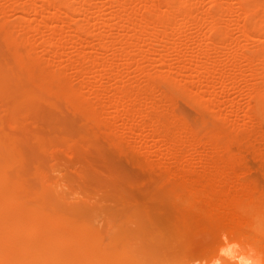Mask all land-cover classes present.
I'll return each mask as SVG.
<instances>
[{"label":"rangeland","instance_id":"rangeland-1","mask_svg":"<svg viewBox=\"0 0 264 264\" xmlns=\"http://www.w3.org/2000/svg\"><path fill=\"white\" fill-rule=\"evenodd\" d=\"M22 1L24 2L26 0ZM152 1L158 4L161 0H156V2L154 0ZM192 1H194V4L191 5L193 13L191 15L192 17H190V23L179 30V33L176 32L172 37L173 39L178 38L176 41H182L183 44L177 48L180 53L177 49H174L176 52H173V49L171 50L169 48L168 42L156 43V46L154 45L155 47L152 45L146 48L148 50V56L149 51H152L150 56L156 60L159 58V54L163 52L162 55L164 54L163 56H166L164 57V60H166V65L164 66L166 68L164 66L161 68V65H159L160 62L158 61L155 62L153 66L147 61L144 63L139 60L137 61V59H139L138 54H140L138 49H133L135 57L137 54L135 58L137 62L134 61L132 63H126L124 60L119 59L120 57L114 56V49L112 48V50H110L111 47L96 52L100 43V39L98 38L100 33L106 35V39L113 38L114 40L116 37H119L115 39L117 41L122 40L127 34V32L120 27V23H118L119 20L117 19H114L116 22L111 20V27L110 25L106 26L101 23L102 21L99 18L101 14H104L103 16L106 18L110 17L113 11V13H115V11L121 13L120 10H115L113 8L109 9V4H107L109 2L108 0H85V5L87 6L86 11L83 10L81 15L77 14L76 18L80 19L84 24L86 23V26L89 23L90 25L87 27H91L90 30L92 33L80 34L82 35L80 36L81 38H83V36L85 37L80 41V46L74 44L73 40L76 38H73V32H71L69 28L65 29V27H68L65 26L64 30L66 32L68 31V36L62 34V37L66 36L67 38L64 37L61 39L60 42L62 45H57L58 48L56 47L55 51L57 50L61 54H56V56H48V53L41 50L43 39L45 38V40H47L46 37H48V32H46L47 29L43 27L42 30H44L45 33L42 32L37 34L38 37L35 36V42H37L35 46L37 48H35L36 51H34V49L29 50L30 48L22 42L20 45L19 43L14 45L4 42L6 31L2 27V23L4 24V22H9L8 20H13L18 13L21 12H19V10L8 9L11 2H3L2 7L5 8V11L3 14H0V72L3 77L1 81L4 84L6 94L0 93V138L7 145L14 143L15 146L13 165L10 171L12 172L14 169V173H10V177L12 178L11 180L15 191L18 193V202H20V205L18 211L15 209L13 210V221L14 224L18 223L21 225L22 237L32 241L47 239L48 237L53 238L59 247L71 254L68 255V257L73 260V264L74 262H76V264H81L83 261L89 264H133L132 262L134 261L131 260H141V264H182L186 259L200 261L210 260L217 253L219 255L216 264H221L223 252L228 248L241 245H252L259 251L264 252V120L260 117L257 118L258 120L248 118L253 113V105L255 102L253 95H251V92L248 93V91H250L251 86L256 83L257 80H254L255 78H252L250 71L248 72L246 70L248 68L243 58L244 53H254L256 48H259L260 45L263 44L260 43V45H258V43H251L249 40L247 42L246 39L242 40L240 31L237 30V25L241 26L240 22L243 23L244 21L243 16L241 15L242 17L240 18V14L236 12V9L225 13L227 15L224 14L225 17L222 18L221 25L228 28L229 39L233 38L231 40H235V42H231V40L229 42L228 40V43H231L230 45L226 42L227 44L224 47L226 48L228 46V48H226V50L225 48L221 50L223 55L220 51H215L213 49L209 51V56H205L207 59L210 61L215 60V57H217V60L220 59L216 70H212L215 74L210 71L212 77L209 73V75L205 74L206 76L203 75L197 79L196 75L199 73L197 72L199 70V65L202 59L204 60V56L201 53L204 47L203 45L202 47H197V45L192 44L190 39H205L207 36L211 35V33L207 30L209 24L206 25V23L208 22L202 20L203 23H199V27L192 23L197 21L196 17L199 15L197 12H212L215 5L211 3V0H202V2L199 0ZM229 1L222 0V6H233L235 0L234 2H232V0ZM93 3L101 5V11L99 8H96ZM132 5V8H135L134 10L139 13V16H134L133 19H140V17L147 15V9H145L142 2L136 1ZM237 5L238 4H235L234 7ZM87 10L90 12L89 15L87 14L89 13ZM92 10L94 12H92ZM224 18L225 20L223 21ZM83 19L86 20L84 21ZM136 19H134V21ZM233 21H236L237 25ZM101 24L104 27H101ZM57 25L60 26L61 24L58 22ZM101 30L103 31L100 32ZM30 34L34 35L33 32H30ZM142 36L139 37L141 38ZM68 40L73 43H69ZM40 41L42 43H40ZM140 41L141 40L138 41L139 45L142 44ZM21 45L24 48L26 47V50L23 48L25 54L28 52V63L37 58L34 62L40 65V69L43 68L46 70L47 73H54L58 77H56L57 79H55L54 82L60 80L58 82L60 86L59 84L56 85V83H53L49 88L36 87L34 88L33 94H28L24 97L22 87H27L30 83L40 82L42 77L40 74H37L39 73L38 70L40 71L38 67H35L37 70H34L36 73L35 76L24 71L25 67L14 59L16 51L18 49V51H22ZM72 45H78L81 49H87L86 52L90 51L91 54L97 55L96 57L97 59L100 58V62L101 60L106 61L108 58L109 60L113 59L112 62L115 64H112L111 74L108 73L103 76V78H105L103 80L102 78L99 79V77L91 80L95 81L96 84L102 82L101 85L104 84L112 88V85L115 84L113 77L118 76L121 80V83H119L120 86L124 85L125 88L129 86L134 88V90L139 89V91L143 92L144 94L139 96L140 99H142L139 101L141 104L138 103L140 105L144 104L142 112L147 115L145 119L146 123L158 120L160 126L164 125L165 128H168L169 134L177 132L180 123H183V129H181L184 132L186 131V134L189 133L190 135L187 134V141L185 144L177 145L175 150L184 149L188 151L186 157L189 156L190 159L188 157L189 163L187 165L190 164L192 169H194V177H197V173H202L203 167L207 165L205 159L197 160L195 157L200 154V156H202L205 153H209L213 147L218 148V158L224 160L220 161L222 166H226L225 168H227L230 174L232 173L231 175L237 174L233 184L234 190H236L240 200L241 198L253 197V199H258L256 201L260 202L259 204L255 201L256 204L252 203L248 208H244L248 210V219L246 222L235 225L229 222L227 217L218 212L213 210V212H210V210L206 209L204 207V200L193 193L195 190L192 180L188 177H184V173L183 175L181 174L182 171L180 166L178 167L179 163L177 160L172 158L171 160L170 157L164 158L165 146H155L154 140L149 136L147 128L139 129L135 127L131 130L122 131L119 128L121 121L115 120L113 128L111 127L113 130H110V126L106 122L108 126L105 125L102 118H99L101 122L99 120H92L93 117L86 115L84 111L74 108L72 103L79 101V99L77 97L73 98V100L72 98L69 99L64 96L63 92L71 87L78 88L80 87L79 84L83 82L80 77H77L76 68L56 66L60 65L58 56H62V58L68 56H70V58L73 56L74 58L77 56L74 50L75 48ZM82 45L84 47H82ZM233 48H235V51H233ZM126 49H128V47ZM128 50L132 49L129 48ZM225 51H229V53H225ZM99 52H101V54ZM176 53L178 55L180 54L181 57L180 55H176ZM224 54L227 55L224 56ZM31 55L33 59H30ZM47 56L49 62L51 60L48 64L45 63L48 62L46 60ZM190 56H192V62H190ZM199 56L201 57L200 60ZM232 56H234L233 58L235 59H232ZM158 60L161 61L160 59ZM197 60L200 62H197ZM233 60L236 62L233 63ZM194 61L196 63H194ZM34 62H30V65L33 64V67L37 66L36 64L34 65ZM188 62H190V66H188ZM149 64L152 67H149ZM181 64L182 66H180ZM140 65H147V68H149L148 70H151L154 75H159V77L152 76V80L143 77L140 73ZM87 67H89L90 70L92 64ZM96 67L97 69L101 68L100 66ZM170 67L173 70H171ZM256 67L259 68V64ZM230 68H232V70H230ZM219 69L221 71H219ZM174 70L176 72H174ZM181 70L185 71V73ZM194 70L196 73H194ZM158 71L160 74H163V72L167 73L168 71L171 72L172 75L174 73V78L179 82V85H177L178 87H171L166 80L162 77L160 78ZM219 72L221 74H219ZM243 73L245 75H242ZM182 75L184 78H182ZM86 76H89V74H86ZM188 76H192V78ZM111 77L113 80L110 79ZM38 79H40V81ZM61 83L64 86L66 85V89L62 87L63 85H61ZM70 84H72L71 87L69 86ZM150 86H152V89L149 88ZM183 86L187 88L189 92L186 91L184 93L181 90ZM129 89L132 90L131 88ZM15 92L17 97L15 96ZM206 93L210 95H206ZM198 95L200 99H198ZM209 96H213L212 98L215 101ZM215 96L217 97L215 98ZM139 97L136 100H139ZM196 97L199 102H194L193 99H196ZM153 98L154 100L152 101ZM84 102L86 103V101ZM143 102H148V104L152 102L151 105H156V108L158 107V109H160H156L153 105L149 109L150 106ZM138 103L136 105H138ZM176 103L177 105H174ZM230 103H232L233 106L235 105V107H229ZM98 105L100 106V104ZM153 107L156 110L153 109ZM151 110L153 111L151 112ZM230 110L232 111L231 113ZM154 111H156V115ZM170 112H172V114ZM139 118V116H136L132 124L139 120ZM87 119L90 122L87 121ZM91 121H95L94 124L96 123L97 125H92L93 123ZM168 122L171 123V128ZM120 136L122 138H120ZM33 158L34 160H32ZM24 172L27 174H24ZM37 178L39 179L37 180ZM184 181L187 183L188 187H186V184H183ZM242 183H246L250 186L241 188L239 185ZM185 187L187 189H185ZM33 201L35 203H31ZM191 201L193 203L192 205L195 207L191 205ZM48 204L49 206L47 209ZM198 204L203 205L198 206ZM49 208L51 210H49ZM91 215L94 216V218L91 217ZM49 221L53 223L48 224ZM110 224L112 226H109ZM115 225H117L116 228H114ZM140 225H142L141 228ZM104 228L109 230H103ZM133 229H135L136 232H134ZM107 235L108 237H106ZM136 235L138 236L137 240H139L140 245L135 241V237L137 238ZM105 239L106 241H104ZM140 240L142 241L140 242ZM131 243L134 244V247ZM135 245H137V247ZM90 252L91 254H89ZM138 253H140L142 258ZM238 257L239 256H234L228 259L233 261L236 259L238 264ZM224 264H228V261H224Z\"/></svg>","mask_w":264,"mask_h":264},{"label":"bare ground","instance_id":"bare-ground-1","mask_svg":"<svg viewBox=\"0 0 264 264\" xmlns=\"http://www.w3.org/2000/svg\"><path fill=\"white\" fill-rule=\"evenodd\" d=\"M8 1L11 2V5L8 6V9L19 10V12H21V13H18V15L13 20H8L9 22H4V24L2 23V27L6 31L5 36H4V42L7 43V44L17 45L19 43V45H20L21 42H22V43H24L26 46H28L30 48L29 50H33L34 49V51H36L35 50V48H36L35 46L37 45L36 44L37 42H35V39H36L35 36L38 37L37 34H40V33L44 32V30H42V27H43V28L47 29V30L46 29L45 30H46V32H48V37H46L47 40H45V38L43 37L44 38L43 39V43L40 41V43H42L41 44V47H42L41 50H43L46 53H48L49 54L48 56H56V54H58V55L61 54L57 50L55 51L56 47L58 48L57 45L58 44L62 45L61 42H60L61 39H63L64 37L67 38L66 36L62 37V34L67 35V32H68V31L66 32L64 30L65 26H68L67 28L65 27V29L69 28V30H71V32H73V34H74L73 38H76L75 40H73L74 44L80 45V41L83 38H85L84 36H83V38L80 37V36H82V35H80L81 33H86V34H91L92 33L91 30H90L91 27L90 28L87 27L88 25H90L89 23L86 26L85 25L86 23L84 24L80 19L76 18L77 14L81 15L83 13L82 12L83 10L86 11V7L87 6L85 5V3H86L85 0H26L24 2L22 0H0V14H3L4 11H5L4 10L5 8L2 7L3 2L6 3ZM20 1H22V2H20ZM108 1L109 2L107 4H109L108 5L109 9L113 8L115 10H120L121 13H119L117 11H115V13H113L114 11L112 10L113 12L111 11L112 12L111 16L110 17H106V18L103 16L104 14L103 15L101 14L100 15L101 17L99 16V18L102 21L101 23L103 25L107 26V25H110V22H112L111 20L117 19V20H119L118 23H120V27L123 28L124 31L127 32V34L124 36V38L122 37L123 38L122 40L117 41L115 39L119 38V37H116L114 40H113V38L112 39H106L107 38L106 35H102V33H100L98 35V38L100 39V43H99L97 49L94 47L97 50L96 52H98V50H103V49H106V48L108 49V47H111L110 50H112V48L114 49V56L120 57L119 59L124 60L126 63H132L134 61L137 62L139 60V61H141L143 63L145 61L150 62V64L153 66V64L158 61V62H160L159 65H161V68H162V66L166 65V60H164L165 59L164 57H166V56H163L164 54L162 55L163 52L161 54H159V58H157V60H156L155 58L150 56V53L152 51L151 52L149 51V56H148V52H147L148 50L146 48H149L152 45L156 46V43L168 42L169 43V48L171 50L173 49V52L174 51L176 52V50H174V49H177L180 45L183 44L182 41H180V40L176 41V39H178V38L173 39L172 37H173V35L176 32L179 33L178 32L179 30H181L184 26L186 27V25L188 23H190V21H191L190 17H192L191 15L193 13L192 12L193 8H191V5L194 4V1H192V0H161L160 3H158V4L157 3L155 4L152 0H108ZM136 1L142 2V4L144 5L145 9H147V15L140 17V19L137 18L138 20L136 18H134V19H136L134 21L133 17L137 16V15L139 16L138 11H135L134 10L135 8L134 9L132 8V6H133L132 4L134 2H136ZM154 1L156 2V0H154ZM199 1L202 2V0H199ZM211 1H212L211 3H214V5H215L214 10L212 12H207V11L206 12L203 11L201 13H200V11L197 12L200 16L197 14L198 15L196 17L197 21L192 23V24L198 25L199 23L202 22V20L208 22V23H206V25L209 24L207 30L211 33V35L207 36L205 39L204 38L203 39L202 38L190 39L192 41V44L197 45V47L198 46L202 47V45L204 47L203 52H201L202 55L204 56V60L202 59V62L199 65V68H198L199 70L197 71L199 73L196 75V78L198 79V78H200L201 76H203L205 74L209 75V73H210V76H211V72L210 71H212L213 69L216 70V67H217L220 59L217 60V57H215L216 58L215 60H211L210 61L205 56L210 54L208 52L212 51V49L215 50V51H220L222 53L221 50H223V48H225L224 46L228 43V40L230 42V40L233 39V38L229 39V33H228V30H227L228 28L221 25V20H222L223 17H225V15H227L225 13H228L231 10L234 11V9H236L237 10L236 12H238L240 14L239 17L241 18L243 16V18H244L243 23L240 22L241 26H238L236 24L237 22L233 21V22H235V24L238 27L237 30L240 31V37L242 38V40L246 39L247 42L249 40V41H251V43H256V44L258 43V45H260V43L263 44V45H260L259 48L257 47L258 49L256 48V51L254 53H251V54H245L244 53V55L243 54H241V55H243V58H244V60L246 62L245 64H246V66L248 68L246 70L248 72L250 71V73H251L250 75L252 76V78H255L254 80H257V82L254 83L251 86L250 91H248V93L251 92V95H253L254 100H255L254 105H253V113H252V115H250L251 114L250 113L249 114L250 116L248 115L249 116L248 118H253V120H254V119H257L258 117H260V118H262L264 120V0H235L236 3L234 2V0H232V2H234L233 6L227 5L226 7L222 6V3H221L222 0H211ZM200 2H198V3H200ZM229 2H231V1H229ZM223 3H225V2H223ZM235 4H238V5L236 7H234ZM94 5H95L96 8H99V9L102 8V7H100L101 5H96V4H94ZM197 5H195V6H197ZM223 5H225V4H223ZM102 6H103V3H102ZM93 9H94V7H93ZM137 9H138V7H137ZM194 9H196V8H194ZM87 11L89 12V10H87ZM100 11H101V9H100ZM196 11H198V10H196ZM92 12H94V11L92 10ZM96 12H97V10H96ZM96 12H95V14H96ZM110 13H109V15H110ZM87 14L89 15L90 12L87 13ZM91 17H92V14H91ZM235 19H236V17H235ZM224 20H225V18L223 19V21ZM223 21H222V23H223ZM58 22H59V24H61L60 26L57 25ZM229 23H230V21H229ZM229 23H227V24H229ZM238 23H239V21H238ZM99 24H100V22H99ZM225 24H226V22H225ZM93 25H95V24H93ZM103 25L101 27H104ZM200 26H201V24H200ZM110 27H111V25H110ZM197 27H199V25ZM96 28H98V27H96ZM106 28H108V27H106ZM114 29H111V30H114ZM119 30H120V28H119ZM102 31L103 30H101L100 32H102ZM231 31H229V32H231ZM30 32H33L34 35L30 34ZM93 32H94V30H93ZM97 32H99V31H97ZM45 36H47V35H45ZM115 36H117V35H115ZM139 36H142V37L140 38ZM72 39H71V41H72ZM139 40H141L140 42H142L141 45H139V42H138ZM71 41H69V43ZM73 42H71V43H73ZM231 42H235V40L234 41L231 40ZM62 43H64V42H62ZM230 44L228 43V45H230ZM236 44H237V42H236ZM78 45H76V46L72 45L75 48L74 50L76 51V54H77L76 57L73 58V56H71V58H70V56H68L66 58H62V56L61 57L58 56L60 65H56V66H59V67L60 66L61 67H66L67 66V67L76 68L77 69V74H78L77 77L78 78L80 77L81 81L83 82V83H81L82 85L79 84L80 87H78V88H72L71 87L72 84H70L69 86L71 88H69L68 90H65L63 92L64 96H66L69 99L72 98V100H73V98H76V97L79 99V101H75V102L72 103L74 108L78 109V110H81V111H84L86 113V115H89V116L93 117L92 120H99V118H102L103 122L104 123L106 122L110 126V130H113V129H111V127L113 128V126L115 124L114 123L115 120H120L121 121V123L119 124V128L122 131L123 130H131V129H134L135 127L139 128V129L147 128L148 131H149V136H151L152 139L154 140L155 146H157V147H161V145L165 146V148H164L165 149L164 158L166 159V158L170 157V159L172 158V159L177 160L178 163H179L178 167L180 166V169L182 171L181 174L183 175V173H184V175H183L184 177H188V178H190L192 180L193 188L195 190V192H193V191L192 192L194 193V195H196L198 197H201L204 200V207L206 209L210 210V212L212 210L218 212L219 214L227 217L229 222H231V223H233L235 225L238 224V223L246 222L247 219H248V210L244 209V208L245 207L248 208L252 203L256 204V202H257V203L260 204V202L256 201L258 199H256V200L253 199V197L252 198H249V197L241 198V200H240V197L237 195L236 190H234V184H233L234 183L233 181H234V179H236L237 174L236 175H231L232 173L230 174V172L227 171V168H225L226 166L225 167H224V165L222 166V163H220V161H222L223 159L220 160L218 158V155H217L218 154L217 153L218 152V148L217 147H213V148L210 147L211 150H210L209 153H207V154L205 153L202 156H200L201 155L200 154V155L195 157L197 160L205 159V162L207 163V165L205 167H203L202 173H197V177H194V175H193L194 174V172H193L194 169H192V166L190 164L187 165L189 163V161H188V157L189 156L186 157L188 151H186L184 149L183 150L182 149L181 150L177 149L178 151L175 150L177 145H180V144L184 145L185 142L187 141L186 135L189 134V133L186 134V131L184 132L182 130L183 129L182 128V126H183L182 124L183 123L182 124L180 123L179 129L177 128L178 131L173 133V134H169L168 128L167 127L165 128L164 125L160 126L158 120H153V121H150V123H146L145 119H146L147 115L142 112V108L144 107V104L140 105L141 103L139 102L140 100H142V99H140L139 96H142V94H144V93L139 91V89L138 90L135 89L136 90L135 91L134 88L129 87L127 85H126L127 86L126 88H125V86L123 84H122L123 86H120L119 83H121V80L118 78V76H115V77L112 76L114 78V80H115V84L112 85V88L111 87L109 88V86L107 87L104 84L101 85L102 82L99 83V84H96V82L92 81L91 79L94 80L97 77H99V79L102 78V80H103V79H105V78H103V76H105L108 73L111 74L110 73L111 72V67H112V64L114 63V62H112L113 59L109 60V58H108V60H106V61H102L101 60V62H100L99 61L100 58L98 57L99 59H97V57H96L97 55L95 56V55L91 54L90 51L86 52V50H87L86 48H85L86 50H84V48L81 49V47H80L81 45L80 46H78ZM21 47H22V45H21ZM82 47H84V46L82 45ZM125 47L126 48L128 47V49L131 48L132 50H128ZM23 48L24 47H22V51H23ZM91 48H92V46H91ZM226 48H228V46ZM226 48H225V50H226ZM92 49H91V51H92ZM133 49H138L139 50L140 54H138L139 59H137V61L135 60V58L137 57V54H136V57H135V54H134L135 52L133 53ZM234 49L235 48H233V51H235ZM18 50L14 54L15 55L14 59L16 60V62L22 64L25 67L24 71H27L29 74H32V75L36 76V73L34 72V70H36L35 67L39 68V66H40V65H37L36 62H34V61H36L37 58H35V60L29 61V63H28V60H27L28 52H26V54H25V51H23V53H24L23 54L22 51H18ZM193 50H194V48H193ZM43 51H41V52H43ZM196 51H197V48H196ZM193 52H195V51H193ZM242 52H244V51H242ZM99 53L101 54V52H99ZM107 53H108V51H107ZM179 53H180V51H179ZM225 53H229V51L228 52L225 51ZM215 54H217V53H215ZM29 55H30V53H29ZM176 55H178V54L176 53ZM222 55H223V53H222ZM225 55H227V54H224V56ZM48 56L46 58V60L48 61V62H45L46 64L51 62V60L49 62ZM36 57H37V52H36ZM58 57H57V59H58ZM157 57H158V55H157ZM175 57H177V56H175ZM180 57H181V55H180ZM191 57L192 56H190L189 58L191 59ZM230 57H231V55H230ZM233 57L234 56H232V59H235ZM211 58H212V56H211ZM30 59H33L32 55H31ZM158 59H160L161 61H159ZM200 59H201V57L199 58V60ZM199 60H197V62H200ZM32 61L34 62V65L36 64L37 66L33 67V64L30 65V62L32 63ZM192 61H193V59H191L190 62H192ZM195 61H196V58H195ZM195 61H194V63H196ZM147 62H146V64H147ZM190 62H188L189 63V65L187 64L188 66L191 65ZM234 62H236V61L233 60V63ZM57 63H58V61H57ZM143 63H141V64H143ZM220 63H221V61H220ZM237 63H239V62H237ZM38 64H39V61H38ZM90 64H92V68H93V69L91 68L92 70L90 69L91 71L89 70V67H87ZM150 64H149V67H152ZM258 64L260 66L259 68L256 67ZM96 66H100L101 68L97 69ZM140 66H139V68H140ZM167 66H168V64H167ZM180 66H182V64ZM219 66H220V64H219ZM240 67H241V65H240ZM64 69H66V68H64ZM148 69L149 68H147V65H142L141 66L140 73L142 74L143 77H146L147 79H151L152 76L153 77L154 76L159 77V75L158 76L156 74L154 75V73L151 70H148ZM170 69H171V67H170ZM54 70H56V69H54ZM171 70H173V69H171ZM230 70H232V68H230ZM58 71H59V69H58ZM116 71H115V73H116ZM219 71H221V70L219 69ZM38 72L39 73H37V74L38 75L40 74V76L42 77V80L40 81V79H38L40 82L30 83L29 85H27V87H22V90H23L22 93H23L24 97L27 96L28 94H33L34 93V88H36V87H42V88H47L48 87L49 88V87L52 86L53 83L54 84L56 83V85L59 84L58 82L60 80L59 81L56 80L58 82H54V80L58 78L54 73H50V72L47 73V71L44 70L43 68L40 69V71L38 70ZM64 72H65V70H64ZM174 72H176V71L174 70ZM182 72L185 73V71H182ZM238 72H239V70H238ZM158 73H159V71H158ZM194 73H196V71ZM212 73H213V71H212ZM16 74H17V72H16ZM86 74L87 75L89 74V76H86ZM213 74H215V72ZM219 74H221V73L219 72ZM222 74H223V72H222ZM173 75H174V73H173ZM173 75L169 71L167 73L163 72V74H160V78L162 77L164 80H166L171 87H178L177 85H179L178 84L179 82H177V79L174 78ZM242 75H245V74L243 73ZM121 76H122V74H121ZM192 76H193V74H192ZM192 76L191 77L188 76V77L192 78ZM112 77L110 79H112ZM2 78L3 77H2V74L0 72V93L6 94L5 89H4V84L1 81ZM38 78H39V76H38ZM182 78H184L183 75H182ZM121 79H122V77H121ZM218 79H219V77H218ZM249 79H251V78H249ZM179 81H181V80H179ZM252 81H253V79H252ZM197 82H199V81H197ZM211 83H213V82H211ZM109 84H111V83H109ZM128 84H130V83H128ZM61 85H63V84L61 83ZM97 85H100V86H97ZM59 86H60V84H59ZM206 86H208V85H206ZM62 87L63 88L65 87L64 89H66V85L65 86L63 85ZM128 87L131 88L132 90H130ZM149 88L152 89V86H150ZM225 88H227V87H225ZM206 89L209 90L210 87H209V89L208 88H206ZM181 90L184 93L186 91L189 92V90H187V88H185L184 86L181 88ZM213 91H215V90H213ZM155 94H156V92H155ZM200 95H202V94H200ZM206 95H210V94L206 93ZM15 96H16V92H15ZM138 97H139V100H136V99H138ZM190 97H191V95H190ZM199 97L200 96L198 95V99H200ZM209 97H211V96H209ZM212 97H211V99L213 100ZM216 97L217 96H215V98ZM78 99H76V100H78ZM198 99L196 97V99L194 98L193 100H194V102H199ZM153 100H154V98L152 99V101ZM84 101H86V103ZM136 101H137V103L139 102L140 104L138 103V105H136L137 104ZM213 101H215V100H213ZM143 103H147L148 104V102H143ZM151 103L152 102H150L148 104L150 106L149 109L153 105V104L151 105ZM232 103H230V106H229L231 108L235 107V105L233 106ZM98 104H100V106ZM174 105H177V103L174 104ZM238 105H239V103H238ZM154 107L156 108V105ZM154 107H153V109H155ZM156 109H158V107ZM152 111L153 110H151V112ZM155 112L156 111H154V114L156 115ZM172 112H170V113L172 114ZM231 112L232 111L230 110V113ZM233 115H235V114H233ZM136 116H139L140 118H139V120L135 121L134 124H132V121L135 120ZM156 118H157V116H156ZM88 119L90 120V117ZM88 119H87V121H89ZM174 119H175V117H174ZM99 121L101 122V120H99ZM250 121H252V120H250ZM94 122H92L93 123L92 125L96 124V123L94 124ZM106 123H105V125H107ZM160 123H161V121H160ZM234 123H235V120H234ZM168 124H169V126L171 128V125H170L171 123L168 122ZM102 127H104V126H102ZM120 138H122V137L120 136ZM124 140H125V138H124ZM19 143H20V141H19ZM205 143H207V142H205ZM209 144H207V145H209ZM214 146H216V145H214ZM220 147H222V146H220ZM173 150H175V151H173ZM14 154H15L14 143H11L10 145H7L0 138V264H73V260H71L70 257H68V255H71V254H69V252L64 250L63 248L59 247L58 244L53 240V238L48 237L47 239H41V240H38V241H32L30 239L22 237V231H21L22 227H21V225H19L18 223L14 224V221H13V210L15 209V210L18 211L19 210V205H20V202H18V193L15 191V189L13 187L12 180H11L12 178L10 177L11 176L10 173H12L14 171V169H13L12 172H10L11 168H12V165H13ZM34 156H30V157H34ZM25 157H27V156H25ZM189 159H190V157H189ZM32 160H34V158ZM225 163H227V162H225ZM30 169H31V167H30ZM229 170H230V168H229ZM185 173H186V175H185ZM24 174H27V173L24 172ZM38 179L39 178H37V180ZM188 181L191 182L190 180H188ZM55 184H57V183H55ZM183 184L184 185L186 184V187H188L187 183L185 181L183 182ZM53 185H54V183H53ZM239 186L241 188H247L250 185H248L246 183H242ZM186 187H185V189H187ZM55 188H56V186H55ZM191 190H193V189H191ZM195 199H196V197H195ZM51 201H52V199H51ZM31 203H35V202L33 201ZM192 204L193 203L191 201V205ZM200 205H203V204H200ZM200 205L198 204V206H200ZM48 206H49V204L47 205V209H48ZM193 207H195V206H193ZM49 210H51V209L49 208ZM74 217H75V214H74ZM91 217L94 218V216H92V215H91ZM95 217H98V216H95ZM99 219H101V218H99ZM115 220H116V218H115ZM51 221H49L48 224L53 223ZM87 221H89V220H87ZM119 223H120V221H119ZM109 226H112V225L110 224ZM109 226H107V227H109ZM116 227H117V225H115L114 228H116ZM141 227H142V225H140V228ZM112 228H111V230H112ZM103 230H109V229H105L104 228ZM133 230H134V232H136L135 229H133ZM111 233H113V232H111ZM106 237H108V235ZM131 239H130V241H131ZM135 239L134 240L136 242H138L137 244L140 245L139 240H137L138 236H137V238L135 237ZM139 239H140V237H139ZM142 240H140V242ZM83 241H84V239H83ZM104 241H106V239ZM128 245L131 248L129 242H128ZM145 245H143V246L146 247ZM148 245H149V243H148ZM132 246L134 247V244H132ZM135 246L137 247V245H135ZM153 249H151V250H153ZM91 252H92V250H91ZM91 252L89 254H91ZM152 252H151V254H152ZM138 254L140 255V253H138ZM146 256H145V258H146ZM140 257H141V255H140ZM232 257H234V256H232ZM240 258L241 257H238L239 260H240ZM131 261H134V262H132L133 264H141V260H131ZM234 261H236V259ZM74 264H76V262H74ZM81 264H89V263H86V262L83 261Z\"/></svg>","mask_w":264,"mask_h":264},{"label":"clouds","instance_id":"clouds-1","mask_svg":"<svg viewBox=\"0 0 264 264\" xmlns=\"http://www.w3.org/2000/svg\"><path fill=\"white\" fill-rule=\"evenodd\" d=\"M218 253L212 257L210 260H184L182 264H216L218 259ZM239 256L241 259L238 264H264V252L259 251L256 247L252 245L247 246H238L225 249L223 252V260L221 264H224V261H228V264H237L236 261L229 260V257Z\"/></svg>","mask_w":264,"mask_h":264}]
</instances>
